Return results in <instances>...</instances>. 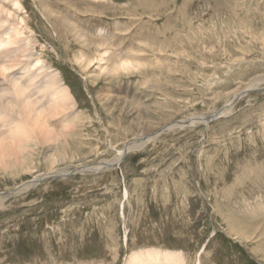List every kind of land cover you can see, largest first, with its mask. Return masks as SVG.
Segmentation results:
<instances>
[{"label":"rangeland","instance_id":"374dc122","mask_svg":"<svg viewBox=\"0 0 264 264\" xmlns=\"http://www.w3.org/2000/svg\"><path fill=\"white\" fill-rule=\"evenodd\" d=\"M33 1L20 11L43 60L33 71L57 69L76 101L55 128L79 115L55 169L111 160L125 142L154 137L102 173L48 175L41 148L29 170H0V194L41 178L0 200V264H124L158 245L186 264H264L241 234L264 204V89L240 90L264 75V0H46L92 42L147 62L118 75H99L96 62L82 70L72 60L85 50L78 39ZM237 90L228 115L164 129Z\"/></svg>","mask_w":264,"mask_h":264},{"label":"bare ground","instance_id":"6f19581e","mask_svg":"<svg viewBox=\"0 0 264 264\" xmlns=\"http://www.w3.org/2000/svg\"><path fill=\"white\" fill-rule=\"evenodd\" d=\"M33 2L40 8L42 15L47 19L46 21L50 20L49 22H51L52 20L54 24L59 22L64 28L68 29L67 33L78 39L81 44L79 46H82L85 50L81 49V51L71 56L72 60L86 73L94 62L97 64L99 75H118L121 72L131 71L140 67L147 68V62L141 63L132 54H129L132 56L131 58L129 55L128 57H122L119 54L120 52L116 54L110 52L111 50L109 51V48L105 46L104 43L106 41L103 38L101 41L98 40V43L94 41L96 43L94 44V42L89 40V36L84 33V30L81 31L80 29L79 31L76 26L69 24L66 17H62L56 10L48 6L49 4L46 3V0H34ZM24 5V0H0V170L5 173H16L15 170H29L28 160L31 158L32 150L38 148H41L45 155L44 159L48 164L46 169H51L47 174L52 176L64 177L67 174H75V172L102 173L107 169H111L113 165H119L126 153L141 148L154 136H146L140 142L136 140L125 142L118 154L111 160H104L94 165L76 167L74 171L64 167L55 169L57 163L63 162L68 158V141L74 133L75 127L73 125L79 115L68 119L69 123L60 126L59 130L55 128L57 123L54 124V122L58 121L56 120L57 117L63 111H71L76 106V101L69 93L67 86L64 85L62 75L57 69L51 68V70L45 71L42 65L39 69L33 71L32 67L43 62V60L40 55L33 52L36 44L35 39L29 34L30 30L24 15H22L23 13L20 14ZM58 31H60V28ZM63 31L66 33L65 29ZM60 36L62 37V35ZM90 47L93 50V55L85 53V51L90 52ZM88 48L89 50H87ZM110 57L113 60L107 63ZM48 67L51 66L48 65ZM13 68L14 70H12ZM260 83L263 84V87H259ZM258 88L264 89V75L253 77L240 90ZM240 90L233 91L220 108L202 115L167 123L164 129H183L194 127L198 124L206 125L220 116L228 115L236 102V98L242 95ZM40 179L39 176H35L33 179L18 185L14 191L0 194V200L2 197L9 196L8 194L34 186ZM123 195L124 198L128 197L126 188L123 190ZM251 211V214L254 215L252 217L249 215L250 222L245 223L251 229H248L249 232L247 234H241L245 236L246 241L250 242L251 245L255 244L253 249L264 260V204L259 201L255 208L251 207ZM237 221L239 222V220ZM240 229L243 230L242 228ZM125 238L127 239V234ZM158 246L132 250L127 259H125L124 264H186L185 253L183 255L180 250L162 249V246ZM196 264H201L200 260Z\"/></svg>","mask_w":264,"mask_h":264}]
</instances>
